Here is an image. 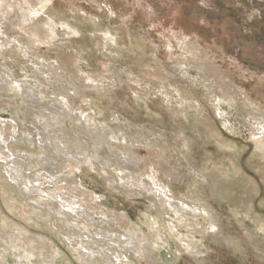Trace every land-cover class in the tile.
<instances>
[{"label":"rangeland","instance_id":"374dc122","mask_svg":"<svg viewBox=\"0 0 264 264\" xmlns=\"http://www.w3.org/2000/svg\"><path fill=\"white\" fill-rule=\"evenodd\" d=\"M51 5V15L70 20L83 35L67 36L61 31L55 39L51 38V43L36 45L33 50L24 41H19L20 33L10 26L8 19L17 21L16 13L2 18L0 79L8 78L6 81L10 83L0 82V88L6 90L0 92V127L3 139L10 142V147L17 145L24 149L34 147L18 143V139L29 137L18 135L23 129H33L36 151H45L44 156L50 158L48 147L55 143L48 140L45 143L47 131L36 120L33 109H38L37 104L48 103L55 108L51 101H61L63 105L64 99L55 96L54 92L62 91L64 86L79 85V77L86 78L99 72L103 65L110 66L111 73L104 80L105 91H100L102 98L94 95L100 109L94 107L89 113L82 102L71 104L76 102V94L69 92L73 100L70 108L60 110L67 126L48 127L58 131L66 139L63 142L69 141L73 147L81 145L83 151L89 153H80V147H74L75 151L70 149L67 158L59 161L63 167L52 161L50 167L53 170L47 166L45 172L38 168L41 155H20L18 150H10L18 153L20 158H29L30 164L24 172L29 177L26 181L35 182L38 187L44 180L49 183L45 182L41 187L51 191L64 186L66 190L63 191L92 216L82 215L84 220L96 225L97 229H90V225L89 228L75 227L76 216H81V210L67 211L70 214L68 223L58 216L52 202L47 199L43 200L46 204L33 202L21 186L18 188L8 179L4 166L10 160H0V228L6 226L1 229L0 260L4 256L8 259L6 264H19L11 243L18 244L16 240L22 239L16 226L29 230L30 236L22 240L36 246L35 264H50L52 253L39 245H49L50 241L63 251L58 264H81L74 239L98 249L97 246L103 244L95 233L100 232L101 225L117 232L130 225L129 228L133 226L140 236H146L149 244H158L151 255L152 261L138 260V253L129 248V259L136 264H153V260L154 264H264V147L258 148L254 142L264 133V126L259 124L260 118L252 117L256 113L244 107H227V113L220 114L218 95L209 86L211 76L219 74L233 88L232 92L239 97L248 95L264 108L258 98V92L264 96V0H52ZM46 17L43 15L42 19ZM107 31L117 33L121 40L120 47L111 50L112 53H103L96 48V44L102 42L101 35ZM158 67L166 68L165 73ZM55 69L59 79L54 74ZM148 71L164 74L171 80L173 85L165 90L168 94L144 76ZM72 73L79 75L78 79ZM138 80L139 85L134 83ZM10 84L14 88L18 86L16 84L30 86L38 92L43 91L42 96L46 97H37L36 102L27 100L24 91L14 94ZM176 87L186 93V99H180L174 90ZM82 111L89 117L80 118ZM77 117L80 121H76ZM11 120L15 121L18 130L14 129ZM37 127L44 136L45 146L36 135ZM100 135L108 139L101 140L105 145L98 148V157L91 160L90 154L95 150L93 138L103 139ZM58 144L52 146L53 152L58 147L64 150L63 145ZM41 148H45L44 151ZM19 161L21 164L22 160ZM70 163L81 169L73 171ZM155 163L161 164L166 171L172 169V174L160 172L161 177L160 173H153L150 169ZM202 170L205 172L201 173ZM71 171L74 174H69ZM58 174L63 176L62 180L66 177L74 180L54 183L61 177ZM149 176L160 178L163 184H171L173 194L186 203L200 198L207 202L219 217L222 234L216 236L197 231L196 227L206 228L210 223L204 213L194 219L193 213L182 211L185 208L180 203L179 207L173 205L171 209L166 202L168 196L161 201L157 192L139 188L137 183L150 179ZM182 214L192 217H185V221ZM154 219L160 222V227L153 226ZM189 244L191 247L187 246ZM116 248L117 245H113V249Z\"/></svg>","mask_w":264,"mask_h":264},{"label":"bare ground","instance_id":"6f19581e","mask_svg":"<svg viewBox=\"0 0 264 264\" xmlns=\"http://www.w3.org/2000/svg\"><path fill=\"white\" fill-rule=\"evenodd\" d=\"M51 3H52V0H0V22L3 20L2 18H4L5 16L7 17H10L11 15V12L12 13H16L17 15V21H13L11 18L8 19L9 22H10V26L12 27V29H14L15 27L17 28V32L20 33V36L19 38L21 40L19 41H24L25 44H28V46L30 45L33 50L35 48V46L37 45V47L41 44H46V43H51V38L55 39L59 33L62 31V33H64L65 35L67 36H75V35H81L82 34V31L77 27V25H75L74 23H72L70 20H67V19H64V20H60L58 19L56 16L54 15H51L50 13V8H51ZM50 12V13H49ZM43 15H46V19H42V16ZM35 20H37L35 22ZM7 24V23H6ZM14 27V28H13ZM60 29V31H59ZM11 31V30H10ZM59 32V33H58ZM50 35V36H49ZM83 35V34H82ZM102 37V42H99L96 44V48H99L100 50L104 52H108V53H112L111 50H117L121 43H120V38L119 36L117 35V33H114L112 31H107L105 33H103L101 35ZM17 38V37H15ZM18 38V39H19ZM90 40V39H89ZM18 41V42H19ZM12 43V42H11ZM9 44V43H8ZM20 44V43H19ZM11 45V44H10ZM22 45V44H21ZM20 45V46H21ZM1 46V45H0ZM3 47V46H2ZM13 47H19L18 45H13ZM27 47V46H26ZM21 48V47H20ZM25 48V47H24ZM29 48V47H28ZM17 49V48H16ZM23 50V49H22ZM25 50V49H24ZM15 51V50H14ZM19 51V50H18ZM37 51V50H35ZM2 53V52H1ZM0 53V54H1ZM30 53V52H29ZM102 53V54H103ZM39 54V53H38ZM90 54V53H89ZM139 54V53H138ZM140 55V54H139ZM132 56V55H131ZM118 57V56H117ZM146 57V56H145ZM144 58V57H143ZM133 60V59H132ZM152 60V59H151ZM147 61V60H146ZM108 62V61H107ZM153 63V62H152ZM154 64V63H153ZM160 64V62H159ZM178 64V63H177ZM117 65V64H116ZM149 65V64H148ZM147 65V66H148ZM189 65V64H188ZM194 66V65H193ZM110 66H107V65H103L101 70L99 72H95L94 74L92 75H89L87 76L86 78H81L79 77V75L77 74H74L72 73L71 75H73V77L75 79H79L81 80V83L78 84H74L72 85L70 88L67 87V86H64L63 87V90L62 91H59V92H54L55 96L57 97H61L62 99H64V103L63 105H61V101H51L50 103L53 104V106L55 108H53L49 103L47 105H39L37 104L36 106H38V109L34 108L33 111L36 113V120L39 122V124L41 125L42 129H46L47 131V138L45 139V143H46V140H48L50 143L51 142H54V144H51V147L49 146L48 149L50 148L51 149V152L50 153V158L47 159L46 156H44V153L40 152L39 151H36L37 149V146H36V141L34 140L33 137H35V135H33V129L31 130H25L23 129L21 135L17 134L18 137H22L24 138L23 135H26L28 137L27 140H20L18 139L17 142L18 143H22L24 144V146H28L29 148L31 147H34V149H24V148H21L19 146H12L10 147L9 146V143H8V140H4L3 137H4V134L2 133V128L0 127V160L2 161H8L10 160V162L8 161L7 162V165L4 166V167H7L5 168V171H6V174L8 175V179H10V182H15V185L18 186V188H23L24 192L27 193V196L28 197H31V200L33 202H35L36 204H46L44 203V199H47L48 201L47 202H52L53 204H51L53 207L56 206L57 210H58V216L60 217H63L65 218L68 223H69V216L70 214L67 213V211H71V212H75V210H81L82 214L81 216L78 215L76 216V219L78 221H76L74 224H75V227L76 228H80V225L84 226L85 227H88V222L84 220V218L82 217V215H86L88 217L91 216L90 214H87V212H89L88 210H84V209H80L78 204L75 203L74 199L69 197L67 195V193H65L63 190H66L64 186L61 185V187L54 189L53 191H51L50 189H44L42 188V184H46V183H49V182H44V180L41 178V180H43V182H41V184H39L38 187H36V183L35 182H32V181H26L28 180L29 177L25 176L24 175V172L27 171V166H29L30 162H29V158L27 160H25L24 158H20V156H18V153L17 155L15 154V151L12 152L10 150H13L15 149L16 151L18 150L19 151V154L22 155L21 153H26L27 155L28 154H36V155H41V159L39 161V164H38V168L39 169H42V170H45V172L48 170L47 169V166L50 167L52 161L57 165L59 163V161H61L62 159H66L67 158V155H69L71 152H70V149L75 151L74 149L76 147H80V153L83 151V149L81 148V145H77V146H72V143H70L69 141H65L63 142L64 140V137H62L58 131H55L53 130V127L52 129H48V127L50 126H54L56 128H61V127H58L60 125H65L67 126V122L65 120V115L63 113H61L62 111H60L62 108H70V105L71 104H78L80 102H82V104L86 105V109H88L89 113H92V108H99L98 107V104L95 103V99L94 98V95H96L97 97L99 96V98H102L100 95L101 94V90L103 89L105 91V86H104V80L106 79L107 75H109L111 73V70L109 68ZM150 67V66H149ZM163 67V66H162ZM199 66H197L198 68ZM40 68V67H39ZM43 68V67H42ZM161 69V71H163V73H165V70L166 68H161V67H158ZM185 68V67H184ZM187 68V67H186ZM48 69V68H46ZM157 69V68H156ZM214 69V68H213ZM49 70V69H48ZM123 70V69H122ZM204 70V69H203ZM45 71V70H44ZM42 71V72H44ZM47 71V70H46ZM54 71V74L56 76L57 79L60 78L59 76V73L58 71L55 69L53 70ZM126 71V70H125ZM216 71V70H215ZM124 72V71H123ZM122 72V73H123ZM177 72V71H176ZM188 72V71H187ZM121 73V72H120ZM129 73V72H128ZM127 73V74H128ZM49 74V72H48ZM179 74V73H178ZM47 75V74H46ZM124 75V74H123ZM130 75V73H129ZM140 75V74H139ZM2 76V75H0ZM43 76V75H42ZM121 76V75H120ZM132 76V75H130ZM134 76V74H133ZM144 76L147 77L149 80H151L152 82H155V84L157 83V85L162 89V90H166V88L170 87L173 85H171V80L166 76V75H158L157 73H154V72H151V71H148L147 73H144ZM35 77V76H34ZM118 77V76H116ZM124 77V76H123ZM136 77V76H134ZM139 77V76H138ZM7 78V77H6ZM109 78V77H108ZM211 80L209 82V86L211 88L214 89V93H216L218 95V99H217V102H218V110L220 112V114H226L227 113V110L226 108L229 107V108H233V109H238V108H246V109H249L251 112H254L256 114H252V117H257V118H260V123L261 125L264 126V108L263 106L257 104V102L252 99V97L246 95V96H241L239 97L240 95L232 92V87L228 86L226 83H225V79L221 76H219V74H217L216 76H211ZM120 80H123L124 78L122 77H119ZM137 79V78H136ZM139 79V78H138ZM141 79V78H140ZM173 79V78H172ZM8 81V78L7 79H0V82H3L5 83L6 85H9V83L7 82ZM109 80V79H108ZM107 80V81H108ZM111 80V79H110ZM142 80V79H141ZM148 80V81H149ZM124 81V80H123ZM173 81V80H172ZM175 81V80H174ZM206 81V80H205ZM140 80L138 81H135L134 83L136 84H140L139 83ZM116 83V82H115ZM148 83V82H147ZM176 83V82H174ZM25 84V83H24ZM41 84V83H40ZM112 84V83H110ZM117 84V83H116ZM129 84V83H127ZM153 84V83H152ZM18 85L16 88H14V86H11L10 84V87H12V92L14 94H17L19 95L20 93H23V91L26 93L25 96L27 97V100L30 99L34 102H36V98L37 97H42L43 99L46 97L45 95L42 96L43 91L42 92H38L36 89L30 87V86H26L25 87H22V84H16ZM45 85V84H44ZM177 85V84H176ZM201 85H204V84H201ZM133 86V84H132ZM143 86V85H142ZM154 86V85H153ZM192 86V85H191ZM40 87V86H39ZM174 87V86H173ZM43 88V87H42ZM127 88V87H126ZM147 88V87H146ZM198 88V86H197ZM207 88V87H206ZM91 89H94L95 91H91ZM174 89V88H173ZM199 89V88H198ZM212 89V90H213ZM131 90V89H130ZM143 90V89H142ZM175 92L178 94V96L180 97V99H186V93L184 94V92L176 87L175 89ZM201 90V89H200ZM2 91H6L5 89H2L0 88V92ZM134 92H136L137 90L134 89L133 90ZM171 92V90H169ZM197 91V90H196ZM236 91V90H235ZM69 92H73L74 95L76 94V102H74L73 100H71L72 98L70 97L69 95ZM143 92L145 93H148V91L145 89L143 90ZM151 92V90H150ZM160 92V91H159ZM166 92V91H165ZM164 92V93H165ZM174 92V93H175ZM137 93V92H136ZM144 93V94H145ZM168 94V92H166ZM172 93V92H171ZM205 93V92H204ZM209 93V91H208ZM239 93V92H238ZM258 98H260L259 100L261 102L264 103V96L258 92ZM154 94V93H153ZM162 94V93H161ZM166 94V95H167ZM192 94V93H191ZM210 94V93H209ZM240 94V93H239ZM174 95V94H173ZM205 95V94H204ZM208 95V94H207ZM214 95V94H213ZM72 96V95H71ZM110 96V95H109ZM147 96V95H146ZM171 96V95H170ZM260 96V97H259ZM173 98V97H172ZM206 98V97H205ZM210 98V97H209ZM188 99V98H187ZM57 100V99H56ZM98 100V99H97ZM174 100V99H173ZM209 100V99H208ZM73 101L71 104L70 102ZM176 101V100H175ZM188 101V100H187ZM242 102L241 105L239 102ZM192 102V101H191ZM177 103V102H176ZM194 103V102H193ZM8 104V103H7ZM186 104V103H185ZM226 104V105H225ZM182 105V104H180ZM195 105L197 107H199V104H196L195 102ZM184 107V106H183ZM79 108V107H78ZM84 108V106H83ZM173 108V107H172ZM175 108V107H174ZM241 108V109H242ZM100 109V108H99ZM217 109V108H216ZM240 109V110H241ZM246 109H244L246 111ZM71 110V109H70ZM173 110V109H172ZM176 110V109H175ZM217 110V111H218ZM42 111V112H41ZM86 111V110H85ZM242 111V110H241ZM240 111V112H241ZM176 113L178 111H175ZM249 113V111H248ZM171 114V113H170ZM251 114V113H250ZM249 114V115H250ZM221 116V115H220ZM20 117V116H19ZM89 115L88 113H85L84 111H82V114H81V117L80 118H88ZM223 117V116H222ZM221 117V118H222ZM226 117V115H225ZM179 118V116H178ZM250 118V117H249ZM20 120V119H19ZM64 120V121H62ZM256 121V119H254ZM28 121H31L30 122H27V123H30V124H34L33 121L31 119H29ZM35 121V119H34ZM72 121V120H71ZM76 121H80L77 117ZM258 121V122H259ZM11 122L14 124V129H17V125L15 126V121L14 120H11ZM89 124V123H87ZM257 124V122H256ZM128 125V123H127ZM245 125V124H244ZM5 127H9L8 125ZM26 127V126H25ZM135 127V125H134ZM26 129V128H25ZM38 129V127H37ZM260 129V127H259ZM18 130V129H17ZM60 131H65L66 130H63V129H59ZM89 130V129H88ZM116 130V129H115ZM14 131V130H13ZM20 131V130H19ZM152 131V130H151ZM252 131V130H251ZM254 131V130H253ZM256 131V130H255ZM17 132V131H16ZM15 132V133H16ZM78 132V131H77ZM263 133V132H262ZM23 134V135H22ZM36 135H39L40 136V144H44V136L42 135V132L40 129H38V133ZM133 135V134H132ZM253 135V133H252ZM101 136V135H100ZM99 136V137H100ZM133 136H136V135H133ZM140 136V135H139ZM102 137V136H101ZM141 137V136H140ZM17 138V137H16ZM21 138V139H22ZM103 138V137H102ZM139 138V137H138ZM15 139V138H14ZM108 139L107 136H105L103 139H99L98 137L94 136L93 138V145H94V151L91 152L90 154V159H94L95 157H98L99 155V149L98 148H102L104 147V142L101 141V140H106ZM112 139V138H111ZM136 139V138H135ZM134 139V140H135ZM113 140V139H112ZM125 140V139H124ZM123 140V141H124ZM13 141V140H11ZM97 141V142H96ZM115 141V140H114ZM222 141V140H221ZM15 142V141H14ZM43 142V143H42ZM129 142V141H128ZM137 142V141H136ZM256 146L259 148V147H264V133L261 134L259 136V138L255 139L254 140ZM61 144L63 145V148L64 150H60L61 147L59 148H56L55 149V152H53V145L56 147L57 144ZM58 144V145H59ZM141 144V143H140ZM110 145V143H109ZM178 145V144H177ZM220 145V144H219ZM45 146V145H43ZM23 147V146H22ZM40 147V146H39ZM54 147V148H55ZM49 149V150H50ZM261 149V148H260ZM264 149V148H263ZM57 150V151H56ZM79 150V149H78ZM117 150V149H116ZM232 150V149H231ZM262 150V149H261ZM7 151V152H5ZM126 151V150H125ZM74 153V152H72ZM76 153V152H75ZM74 153V154H75ZM78 153V151H77ZM83 154H87L89 152H82ZM125 153V152H124ZM127 153H130V152H127ZM7 154V155H6ZM55 154V155H54ZM79 154V153H78ZM93 154V155H92ZM102 154V153H101ZM132 154V153H131ZM135 154V153H134ZM31 156V155H30ZM35 156V155H34ZM17 157H19V159H17ZM26 157V156H25ZM29 157V156H27ZM70 157V156H69ZM77 157V156H76ZM73 158V157H72ZM132 158V157H131ZM22 160L21 164H20V161L19 160ZM32 159V158H31ZM46 159V160H45ZM71 159V158H70ZM63 160V161H64ZM89 160V161H91ZM31 161V160H30ZM66 161H69V160H66ZM160 161V160H158ZM167 161V160H166ZM83 162V161H82ZM92 162V161H91ZM90 162V163H91ZM152 162V161H151ZM3 163V162H1ZM5 163V162H4ZM122 163V161H120V164ZM161 163V162H160ZM163 163V162H162ZM61 164V163H59ZM69 164V162H68ZM67 164V167L69 166ZM71 164V163H70ZM168 164V163H167ZM4 165V164H2ZM66 165V164H65ZM64 165V166H65ZM73 165V164H71ZM92 165V164H91ZM151 165V164H150ZM62 166V164L60 165ZM164 166V164H163ZM178 166H180L178 164ZM188 166L190 167V169L194 172H196V169L192 166L191 167V164L188 163ZM63 167V166H62ZM71 167V166H70ZM165 167V166H164ZM51 168V167H50ZM168 168V167H167ZM182 168V167H181ZM52 169V168H51ZM56 169V167H55ZM59 168H57L56 171H58ZM73 171L74 170H80L81 168L78 167V166H74L72 167ZM174 169V168H173ZM53 170V169H52ZM152 170L153 173H156L159 175L160 172H166L167 174H169V176L172 174V169L166 171L164 170V168L161 166V164H158V163H155L153 168L150 169ZM206 170V169H205ZM38 171V170H37ZM73 171H71L69 174H74L72 173ZM181 171V170H180ZM191 171V172H192ZM55 172V171H54ZM205 171H201V173H204ZM57 173V172H56ZM61 173V172H59ZM179 173V171H178ZM200 173V172H199ZM53 174V173H52ZM51 174V175H52ZM206 174V173H205ZM31 175V174H30ZM42 175V174H41ZM61 176V177H58L57 180L54 182V183H57V182H62V181H66V182H72L73 180H71L70 178H67L65 180H62L63 179V176L61 174H58L57 176ZM153 175V174H152ZM44 176V174H43ZM56 176V175H54ZM56 176V177H57ZM75 176V175H74ZM155 176V175H153ZM150 177L149 178H145V180L143 181H140V184L137 183L138 187L139 188H144L146 187L148 189L149 192H154L155 193L157 192L158 193V196L159 198L161 199V201L163 200V197H169V201H166L168 203V206L172 209L173 208V205H176L179 207V203L183 206V209L182 211L184 212V210L188 211V212H191L193 213V215H195L193 218L194 219H197V216L199 215H202L204 213V215L209 219V225L208 227H196L197 231L198 230H201L202 232H209V234H214L216 236H219L222 234V227H221V222L219 221V217H217L213 212L212 210V207L205 201H203L201 198L200 199H197V200H192L189 204V202L187 201H184L181 199V197H179V195L177 194H173V186L171 184H163L161 180L159 179H155L154 177ZM160 176H161V173H160ZM203 176V175H202ZM206 175H204V178H205ZM42 177V176H40ZM46 177V176H44ZM43 177V178H44ZM55 177V178H56ZM162 177V176H161ZM158 178V177H157ZM202 178V177H201ZM200 178V179H201ZM39 179V178H38ZM49 179V178H48ZM194 179V178H193ZM46 180V179H45ZM172 180V179H171ZM204 180V179H203ZM214 180V179H213ZM48 181V180H47ZM53 181V180H52ZM195 181V180H194ZM39 182V181H38ZM196 182V181H195ZM42 186V187H41ZM54 186V185H53ZM47 186L45 185V188ZM222 187V186H221ZM245 187V186H244ZM226 189V188H225ZM77 190V189H76ZM228 190V189H227ZM240 191V190H239ZM248 192V191H247ZM168 193H170L168 195ZM91 194V193H90ZM231 195V194H229ZM228 195V196H229ZM92 196V195H91ZM241 196V195H240ZM93 197V196H92ZM252 199V197H251ZM187 200V199H186ZM46 202V201H45ZM160 202V201H159ZM34 203V204H35ZM58 203V205L56 204ZM154 203V202H153ZM35 204V205H36ZM49 204V203H48ZM156 204H159V203H156ZM180 205V206H181ZM44 206V205H43ZM50 206V205H49ZM181 206V207H182ZM157 207V206H156ZM162 207V206H161ZM158 208V207H157ZM156 208V209H157ZM215 208V207H214ZM159 209V208H158ZM161 209V208H160ZM174 210V209H173ZM16 211V210H15ZM181 212V211H180ZM179 212V213H180ZM42 213V212H41ZM159 213V212H158ZM167 213V212H166ZM94 214V213H93ZM128 214V213H127ZM161 214V213H159ZM168 214V213H167ZM183 215V214H182ZM187 215V216H186ZM184 214L183 217L181 216V218H183V220L187 221V219H185V217H192L190 216L189 214ZM169 216V215H168ZM92 217V216H91ZM109 217V216H107ZM177 217V216H176ZM180 218V217H178ZM71 219V218H70ZM74 219V218H73ZM92 219V218H90ZM94 219V218H93ZM33 220V219H32ZM75 220V219H74ZM127 220V219H126ZM170 220V219H169ZM168 220V221H169ZM182 220V221H183ZM63 221V220H62ZM167 222V224L169 225V223ZM184 221V222H185ZM64 222V221H63ZM72 222V221H71ZM85 222V223H84ZM96 222V220H95ZM165 222V223H166ZM192 222V221H191ZM199 222V221H198ZM66 223V225L68 224ZM130 223V222H129ZM172 223V220L171 222ZM189 223V222H188ZM201 223V222H200ZM199 223V224H200ZM203 223V222H202ZM174 224V223H173ZM172 224V225H173ZM176 224V223H175ZM196 224V223H195ZM208 224V223H207ZM68 225H71V224H68ZM67 225V226H68ZM96 225H90V229L91 227L94 229L96 228L95 227ZM130 225H127L125 227H127L128 229H124L123 231H120V232H117L113 229H105L102 227H100V232L98 233H95V235L97 236L96 238H98L99 241H101V244H103L102 246H97L98 249H94L92 246H88L87 245H83V242L82 241H77L76 239H74V241L76 242V246L78 247L76 253H78L80 255V261L83 263V264H97L98 262H100L101 264H136L135 262L133 261H130L129 257L130 255L127 253L129 251V248H131L130 250H134L135 252L138 253V260L139 259H148V260H151V255H153L155 252H154V249L157 250L156 248V245L158 244H149L148 242V239L146 238V236H140L139 235V231H137L133 226H131L129 228ZM148 226V225H147ZM153 226L154 227H160V222L156 219L153 220ZM176 226V225H175ZM191 226V225H190ZM207 226V225H206ZM225 226V225H224ZM2 228H0V236H1V239L3 238V235L1 233V229L5 228L6 226H1ZM71 227V226H69ZM73 227V226H72ZM152 227V226H151ZM177 227V226H176ZM83 228V227H82ZM89 228V227H88ZM124 228V227H123ZM72 229V228H71ZM92 229V230H93ZM97 229V228H96ZM95 229V230H96ZM156 229V228H155ZM167 229V228H166ZM171 229V228H170ZM174 229V228H173ZM172 229V230H173ZM5 230V229H4ZM15 230L18 232V234H20V236L22 237V239L24 238H28V236H30V232L29 230L25 229V228H22V227H19V226H16ZM70 230V229H69ZM87 230V228H86ZM150 230V229H149ZM176 230V229H175ZM13 231V230H12ZM74 231V230H73ZM83 231V230H82ZM94 231V230H93ZM89 232V231H88ZM152 232V231H151ZM160 232V231H159ZM170 232V231H169ZM78 233V232H77ZM90 233V232H89ZM161 233V232H160ZM192 233V232H191ZM92 234V233H91ZM155 234V233H154ZM157 234V233H156ZM159 234V233H158ZM202 234V233H201ZM90 235V234H89ZM145 235V234H144ZM192 235V234H191ZM200 235V234H199ZM204 235V234H203ZM80 236V235H79ZM83 236V235H82ZM93 236V235H92ZM91 236V237H92ZM206 236V235H205ZM123 237V239H122ZM211 237V236H210ZM30 238V237H29ZM81 238V237H80ZM120 238V239H119ZM166 238V236H165ZM193 236L190 237V239H192ZM0 239V240H1ZM21 239V240H22ZM90 239V238H89ZM119 239V240H118ZM162 239V238H161ZM160 239V240H161ZM187 239V237H186ZM189 239V237H188ZM195 239V238H194ZM3 240V239H2ZM20 239H17L16 241H18V244L17 243H14L13 241L11 242L12 243V246L14 247L15 251L17 252V255H14V257L16 256L19 260V264H26L27 263H30V264H35L33 261L34 259L36 258V250H35V245H27V242L26 241H21ZM26 240V239H25ZM33 240V239H31ZM80 240V239H79ZM83 240V239H82ZM30 241V239H29ZM50 241V240H49ZM84 241V240H83ZM98 241V242H99ZM4 242V241H3ZM36 242V241H35ZM52 241H50V244L49 245H46V244H39L41 248H48L50 250V252L52 253V256H51V259L48 261L50 264H58L59 261H60V258L62 257L63 255V251L56 247L55 245L51 244ZM185 242V241H184ZM187 242V241H186ZM226 242V241H225ZM233 242V241H232ZM166 243V242H165ZM188 243V242H187ZM186 243V244H187ZM192 243V241H191ZM235 243V242H234ZM22 244V245H21ZM230 244V243H229ZM238 244V243H237ZM21 246H24V247H20ZM37 245V244H36ZM93 245V244H92ZM113 245H117V248L116 250L113 249ZM205 245V244H204ZM85 246V247H83ZM188 247H191V244L187 245ZM233 246V245H232ZM241 246V245H240ZM243 247V246H241ZM4 250H6L4 248ZM42 250V249H41ZM126 251V252H125ZM5 252V251H4ZM8 252V251H6ZM191 253V252H190ZM15 254V253H14ZM96 257H99L101 258L100 260L96 259ZM153 257V256H152ZM11 258V257H10ZM58 258V259H57ZM96 261H95V260ZM23 260H26L24 262H21ZM133 260V259H132ZM0 263L2 264H6L8 263V259L6 257H2V259L0 260ZM81 263V264H82ZM154 264V260L152 262ZM99 264V263H98Z\"/></svg>","mask_w":264,"mask_h":264}]
</instances>
